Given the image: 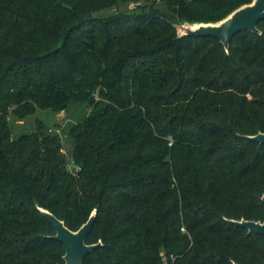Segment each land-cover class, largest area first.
I'll return each instance as SVG.
<instances>
[{"label":"trees","instance_id":"obj_1","mask_svg":"<svg viewBox=\"0 0 264 264\" xmlns=\"http://www.w3.org/2000/svg\"><path fill=\"white\" fill-rule=\"evenodd\" d=\"M250 1L0 0V264L63 263L38 207L72 230L96 209L83 264L264 263L230 221H264V18L227 48L174 26Z\"/></svg>","mask_w":264,"mask_h":264},{"label":"water","instance_id":"obj_2","mask_svg":"<svg viewBox=\"0 0 264 264\" xmlns=\"http://www.w3.org/2000/svg\"><path fill=\"white\" fill-rule=\"evenodd\" d=\"M264 18V0H251L244 3L223 18L217 21H186V28L183 32H178L177 26L181 24L174 23L178 35H213L217 37L225 48L228 47L232 36L240 30H250L259 32L257 22ZM249 139L264 142V132H258L253 135L245 136ZM41 213L49 220L54 227V239L61 241L64 245L63 263L62 264H83V259L87 253L101 244V241L87 243L85 238L93 224L96 209H93L85 222L76 230L68 228L64 221L55 216L50 210L38 207ZM230 221L241 226L251 234H260L264 236V221L251 219H230ZM239 264V263H236ZM264 264V263H263Z\"/></svg>","mask_w":264,"mask_h":264},{"label":"rangeland","instance_id":"obj_3","mask_svg":"<svg viewBox=\"0 0 264 264\" xmlns=\"http://www.w3.org/2000/svg\"><path fill=\"white\" fill-rule=\"evenodd\" d=\"M132 5L133 4L128 3V4H124L122 7L126 8V7H130ZM115 10H114V8L104 9V10L97 12V15H107L111 11L114 12ZM181 23H182V21L177 22V24H181ZM186 25H187L186 23H182L181 25H178L177 26L178 32H183L186 28ZM41 116H42V114H41ZM36 117H37V114H31V115L25 116L21 119H18L13 114H9L8 124L10 126L12 136L16 137L22 132L34 131L35 130V124H36L35 123ZM51 117H46L45 121L52 123L53 120H55V122H58V123H61L62 125H65L66 122L68 124V122H72V120H75L76 115L73 114L72 112L70 113V115H68L66 113H55ZM50 127L57 128V127L51 126V125H50ZM65 137H66V132L61 133V139H64Z\"/></svg>","mask_w":264,"mask_h":264},{"label":"built area","instance_id":"obj_4","mask_svg":"<svg viewBox=\"0 0 264 264\" xmlns=\"http://www.w3.org/2000/svg\"><path fill=\"white\" fill-rule=\"evenodd\" d=\"M49 130H55V131H59V129L57 128H49ZM181 229L183 230L184 228L181 227ZM161 259L163 261V264H173V260H174V256L173 255H169L166 256L164 253H161Z\"/></svg>","mask_w":264,"mask_h":264}]
</instances>
